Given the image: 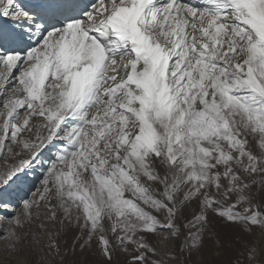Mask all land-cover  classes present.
Returning <instances> with one entry per match:
<instances>
[{
	"label": "snow or ice",
	"instance_id": "snow-or-ice-1",
	"mask_svg": "<svg viewBox=\"0 0 264 264\" xmlns=\"http://www.w3.org/2000/svg\"><path fill=\"white\" fill-rule=\"evenodd\" d=\"M0 264H264V0H0Z\"/></svg>",
	"mask_w": 264,
	"mask_h": 264
}]
</instances>
